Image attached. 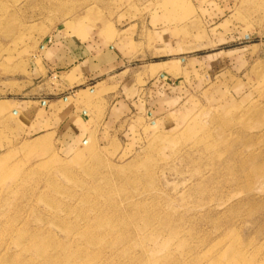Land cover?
I'll return each mask as SVG.
<instances>
[{"label":"rangeland","instance_id":"374dc122","mask_svg":"<svg viewBox=\"0 0 264 264\" xmlns=\"http://www.w3.org/2000/svg\"><path fill=\"white\" fill-rule=\"evenodd\" d=\"M4 192L0 264H264V0H0Z\"/></svg>","mask_w":264,"mask_h":264},{"label":"crops","instance_id":"0c3cea01","mask_svg":"<svg viewBox=\"0 0 264 264\" xmlns=\"http://www.w3.org/2000/svg\"><path fill=\"white\" fill-rule=\"evenodd\" d=\"M45 56L51 62L52 72L68 75L81 82L93 81L113 74L120 68L122 60L113 52L105 50L98 55L88 54L80 44H64L53 40L44 48Z\"/></svg>","mask_w":264,"mask_h":264},{"label":"bare ground","instance_id":"6f19581e","mask_svg":"<svg viewBox=\"0 0 264 264\" xmlns=\"http://www.w3.org/2000/svg\"><path fill=\"white\" fill-rule=\"evenodd\" d=\"M4 195H5L4 199L0 201V218H1V214L4 213L3 211H4L5 208H7L9 206H11L10 208H12V207H18V205H15V206L14 205H11L10 204L11 201L10 202L8 201L9 198H10V192H7V193L4 192Z\"/></svg>","mask_w":264,"mask_h":264}]
</instances>
